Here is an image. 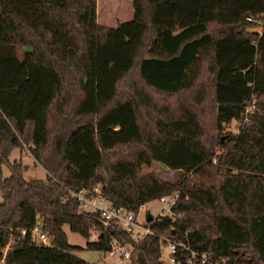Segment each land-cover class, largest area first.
<instances>
[{"label": "trees", "instance_id": "trees-1", "mask_svg": "<svg viewBox=\"0 0 264 264\" xmlns=\"http://www.w3.org/2000/svg\"><path fill=\"white\" fill-rule=\"evenodd\" d=\"M132 1L134 22L99 47L97 0H0V264H90L64 226L97 232L90 251L133 243L67 193L95 188L133 213L181 191L132 264H159V235L218 264H264V0ZM97 58L113 74L105 94ZM24 148L45 180L8 163ZM153 162L178 179L145 173ZM38 219L50 246L31 238Z\"/></svg>", "mask_w": 264, "mask_h": 264}, {"label": "built area", "instance_id": "built-area-1", "mask_svg": "<svg viewBox=\"0 0 264 264\" xmlns=\"http://www.w3.org/2000/svg\"><path fill=\"white\" fill-rule=\"evenodd\" d=\"M248 108L244 109L246 115ZM214 163V160H212ZM69 198L78 202L80 209L86 213H97L99 215L102 231L118 229L124 232L133 243L119 242L113 240L110 250L105 254L112 264H132L131 255L136 246L148 235H153L151 225L160 223L165 218H172L171 208L177 203L181 196V191L176 188L171 193L159 197L156 201L160 204V209L155 216L145 212L144 222L138 221V214L145 210V205L141 206L137 213L129 212L123 208L112 206L95 188L93 193H75L67 190ZM185 199V197L183 198ZM148 217L150 220L148 221ZM25 234L24 231L21 232ZM31 238L36 245L50 246L47 235L42 231L41 220L38 219L35 226L31 230ZM97 232L92 231L91 237H96ZM159 244V264H218L212 262L209 254L198 253L190 250L181 240H173L163 235L157 236ZM96 264H106L100 260ZM221 264H225L224 261Z\"/></svg>", "mask_w": 264, "mask_h": 264}, {"label": "rangeland", "instance_id": "rangeland-1", "mask_svg": "<svg viewBox=\"0 0 264 264\" xmlns=\"http://www.w3.org/2000/svg\"><path fill=\"white\" fill-rule=\"evenodd\" d=\"M134 22V9L132 0H97V24H98V46L105 42L109 36L110 32L116 31L118 27L122 25L131 24ZM252 32H259L258 28H253ZM117 44H122V39H117ZM152 53L156 55L163 54L159 42L156 40L152 46ZM112 70L108 68L105 72L103 67L99 63V58L96 61V68L94 72V78L100 79L97 91L106 93L111 88L112 82ZM239 125L236 123H231L230 125L223 128L224 132H229L232 134L237 133ZM14 161L20 162L22 165L27 167L24 171L22 177L23 180L28 182L32 180H45L46 174L44 170L35 163L31 157L28 149L24 148L22 151L18 149L14 150L9 158L8 163L12 164ZM145 173L153 172L155 175L166 181L175 182L179 173L173 171L172 169H167L159 163L153 162L148 168H144ZM10 176V170L6 165H3V177L7 178ZM244 189L248 187L249 182H244ZM2 202V196L0 194V203ZM160 209V204L157 201L149 202L145 205V210L140 211L138 214V221L144 222L145 212L147 211L150 215L155 216ZM63 231L66 234L67 242L70 246L78 248L71 252V255L84 260L90 264H96L98 261L103 260L106 264H112L114 261H109L103 252L100 251H90L86 249L87 243H92L95 238L92 236L89 240L82 238L80 235L72 233L68 226L63 227Z\"/></svg>", "mask_w": 264, "mask_h": 264}, {"label": "water", "instance_id": "water-1", "mask_svg": "<svg viewBox=\"0 0 264 264\" xmlns=\"http://www.w3.org/2000/svg\"><path fill=\"white\" fill-rule=\"evenodd\" d=\"M150 220V217H148V221Z\"/></svg>", "mask_w": 264, "mask_h": 264}]
</instances>
